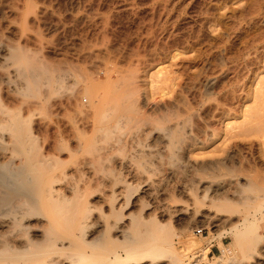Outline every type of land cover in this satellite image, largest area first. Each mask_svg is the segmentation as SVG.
Wrapping results in <instances>:
<instances>
[{
    "label": "bare ground",
    "instance_id": "bare-ground-1",
    "mask_svg": "<svg viewBox=\"0 0 264 264\" xmlns=\"http://www.w3.org/2000/svg\"><path fill=\"white\" fill-rule=\"evenodd\" d=\"M58 2L0 0V33L5 22L13 36L0 37V85L11 86L7 91L12 88L17 97L49 100L68 79L81 85L91 105V115L67 117L68 132L60 123L66 117L57 119L50 133L42 129L41 144L29 119L4 112L8 141L0 148V264H189L187 253L186 263L174 249L168 257L173 234L163 219L193 215L175 191L189 203L209 200L219 213L198 216L216 225L227 222L246 253L244 264H264V243L257 247L251 234L264 210V184L232 164L241 143L262 150L258 136L264 135V119L249 115L236 122L230 118L237 115H223L222 108L217 115H199L198 100L194 105L187 100V95L192 101L197 93L207 95L229 71L221 68L197 82L196 57L164 52L154 70L132 59L125 67L104 69L103 81L91 74L80 77L42 32ZM237 6L213 20L236 16ZM213 57H221L220 51ZM207 60L202 67L212 59ZM206 108L214 112L217 107ZM233 201L242 204L240 212L229 204Z\"/></svg>",
    "mask_w": 264,
    "mask_h": 264
},
{
    "label": "rangeland",
    "instance_id": "rangeland-1",
    "mask_svg": "<svg viewBox=\"0 0 264 264\" xmlns=\"http://www.w3.org/2000/svg\"><path fill=\"white\" fill-rule=\"evenodd\" d=\"M74 1L59 0L54 7V9L58 8L55 9V16L49 17L51 19L47 20L49 21L47 28H42L45 41L60 48L64 53L61 57H67L70 62L68 64H73L70 65L73 73L80 77L91 74L95 80L103 81L108 67L116 65V67H125L132 59H139L141 64L144 62L148 68L154 70L162 62L164 52H170L171 55L176 52L174 54L178 53L181 57H196L197 69L194 67L193 70H197L198 74L194 81L198 82L200 81L198 79L202 80L215 75L221 68L229 71L224 79L225 82L222 81L221 85L218 84L219 86L216 85L210 89L207 95L197 93V97H193L194 101L191 95H187V100L191 104L198 100V105L194 103L193 105L199 115H217V109L222 108L225 110L223 115H237V118H230L235 119L236 122L250 119L249 115H260V118L264 119V20L262 17L264 0ZM239 4L242 9L239 8ZM236 6L240 14L235 15L241 16L227 14L221 20L225 19L226 23L229 22V26L223 25L224 21L218 23L217 20H213L217 16L216 13L224 11L227 13L230 7ZM82 15L84 18L81 19ZM227 17L228 20H226ZM210 18L213 21L207 22L206 20ZM4 24L5 22L1 24L0 37L13 38ZM228 28L230 30L226 33L225 29ZM218 51L221 57L217 59L215 58L217 56L213 57V54L215 55ZM79 52L85 55L82 57L73 55ZM159 54H161L160 57ZM206 57L212 59L207 60L211 63L208 65L206 63V66L202 67L201 62L205 61ZM4 70H7L6 67ZM111 76L113 78L115 74L111 73ZM70 83L68 79H65V82L56 89L58 91L55 95L58 96L49 100L42 96L19 95L17 97L12 88H9L12 92L7 91L11 86H5L2 83L0 85V110L2 111H0V148L7 146L5 139L8 137V131L4 126L8 121L7 116L4 115L6 111L8 114L9 112L18 113L29 119L30 131L37 137L39 144H41L40 141L42 142L40 140L42 134L50 133L57 126V119L66 117L60 123L61 125L63 123V128L66 124L64 130L67 129L66 132H68L69 124L66 122L69 115H91L90 97L83 93L81 85ZM32 100L35 102L33 103ZM213 104L216 105V110L208 111L206 107L209 108ZM63 134L66 136V133ZM258 138L264 140V135ZM234 152L232 164L237 172L256 174L260 182L264 184V145L262 150L258 151L256 145L252 143H241L234 148ZM172 194L177 196L175 197L178 202L186 203L193 215L163 219L164 223L167 222L165 228L173 234L170 236L173 245L169 248L168 257L173 249L177 254L182 253L181 255L185 257L187 253L189 257L191 253L204 248L205 264H244L246 262V253L241 250L235 237L228 231L227 222L216 225L211 219L198 216L201 211L209 210L212 215L213 212L219 213L212 204L210 205L209 200L207 202V199H199L196 203L191 201L189 203L178 192L175 191ZM229 204L239 212L243 208L241 203L233 201ZM197 229H201L202 233H197ZM251 234L258 239L257 247L264 243V210L257 215L255 228ZM210 249L211 252L207 255ZM184 259L186 263V257Z\"/></svg>",
    "mask_w": 264,
    "mask_h": 264
},
{
    "label": "built area",
    "instance_id": "built-area-1",
    "mask_svg": "<svg viewBox=\"0 0 264 264\" xmlns=\"http://www.w3.org/2000/svg\"><path fill=\"white\" fill-rule=\"evenodd\" d=\"M197 233H202L201 229H197L196 230ZM203 251H205L204 248H201L197 251H195L194 253H192L189 256V264H205V255L203 253ZM211 252V249L209 250V252L207 253V255Z\"/></svg>",
    "mask_w": 264,
    "mask_h": 264
}]
</instances>
